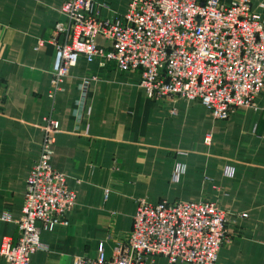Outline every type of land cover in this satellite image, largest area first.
Instances as JSON below:
<instances>
[{"label":"crops","instance_id":"crops-1","mask_svg":"<svg viewBox=\"0 0 264 264\" xmlns=\"http://www.w3.org/2000/svg\"><path fill=\"white\" fill-rule=\"evenodd\" d=\"M64 1L0 0V246L19 236L25 182L52 113L59 131L51 166L65 175L76 204L67 225L40 232L42 247L29 264H73L99 249L110 258L131 229L138 198L215 203L230 215L219 264H264V86L255 107L215 120L196 101L151 100L137 74L80 58L51 100ZM129 1L94 0L107 6V18L124 15ZM250 1L264 16V0ZM0 264L8 263L0 256Z\"/></svg>","mask_w":264,"mask_h":264},{"label":"built area","instance_id":"built-area-1","mask_svg":"<svg viewBox=\"0 0 264 264\" xmlns=\"http://www.w3.org/2000/svg\"><path fill=\"white\" fill-rule=\"evenodd\" d=\"M107 9L94 0L61 5L65 20L55 25L62 41L51 69V100L83 58L137 74L151 100L196 101L215 120H227L238 107L256 106L264 86V16L252 11L250 0L227 5L219 0H130L124 15L108 18L101 15ZM97 38L108 46H99ZM58 131L59 122L49 113L41 125L40 153L25 182L19 236L15 244L4 238L0 246L8 264H29L42 247L40 232L67 225L76 204L65 175L51 166ZM210 140L207 135L204 143ZM135 204L131 229L110 258L99 249L95 258H77L73 264H219L229 213L207 200L151 204L138 198ZM1 218L9 220L8 215Z\"/></svg>","mask_w":264,"mask_h":264},{"label":"rangeland","instance_id":"rangeland-1","mask_svg":"<svg viewBox=\"0 0 264 264\" xmlns=\"http://www.w3.org/2000/svg\"><path fill=\"white\" fill-rule=\"evenodd\" d=\"M257 15H259V13H256Z\"/></svg>","mask_w":264,"mask_h":264}]
</instances>
